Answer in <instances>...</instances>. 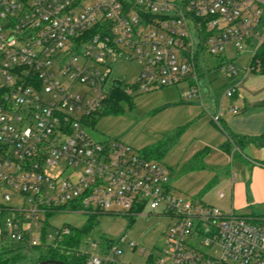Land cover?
<instances>
[{"label": "built area", "instance_id": "1", "mask_svg": "<svg viewBox=\"0 0 264 264\" xmlns=\"http://www.w3.org/2000/svg\"><path fill=\"white\" fill-rule=\"evenodd\" d=\"M262 46L264 0H0V208L10 214L1 238L38 246L47 214L156 213L171 220L157 255L138 249L147 264H264L262 227L175 196L164 166L83 130L114 87L132 95L186 83L181 97L201 100L198 80L211 70L239 76L209 115L220 129L222 99L254 72ZM120 61L136 66L133 83ZM13 197L20 205L5 206ZM67 233L56 227L46 243ZM97 242L80 249L85 264H110L114 246L98 255Z\"/></svg>", "mask_w": 264, "mask_h": 264}, {"label": "rangeland", "instance_id": "2", "mask_svg": "<svg viewBox=\"0 0 264 264\" xmlns=\"http://www.w3.org/2000/svg\"><path fill=\"white\" fill-rule=\"evenodd\" d=\"M248 59L249 55L243 54L235 58L234 62L242 68ZM207 62L212 67L215 65L211 57H207ZM117 72L125 83L131 84L135 81L137 68L120 61L117 65ZM238 79L239 76L229 77L222 70H211L204 73L198 80L202 100L207 101L208 105H210L209 101H216L217 104L223 91ZM247 85L252 86V92L257 89L264 92V73H246L237 98L249 92ZM185 88L186 83H180L173 87L154 88L142 93H133L129 102L122 103L119 114L101 116L83 130L91 140L96 142L119 141L138 153L162 137L181 130V136L163 157H148V159L167 169L169 184L175 196L196 198L201 202L211 203L212 195L218 189L225 190L222 180L227 177L231 163H229V158L227 159L218 150L222 134L206 116L208 109L203 106L205 108L203 110L201 105L195 104V99L184 100L181 92ZM180 99L187 103H180ZM225 100L227 101V98L223 99ZM220 128H222L221 124ZM204 147L209 149V153L203 159V167L184 173L182 171L184 164L195 152ZM232 162L235 163V160ZM214 178L218 182H211L206 186L208 181ZM197 193L200 194L198 197L192 196ZM4 205H20V199L13 197ZM38 219L37 227L46 220V223L53 227L68 225L78 228L84 224L86 216L62 212L46 219L39 216ZM170 220L156 213L135 216L131 223L122 215H98L90 236L95 241L100 240V237L111 241L115 248L113 257L111 256L113 252L105 255L110 260V264H146L145 256L140 255L138 249H142L144 253L157 255V251L163 248V234ZM259 226L264 229V224ZM31 237H38L37 228H32ZM128 241L135 245V250L127 246ZM1 246L0 261H6L5 264H35L43 253L42 249L29 248L24 243L10 238H3ZM3 246L15 250L11 251ZM88 249H90V244L82 247L84 251ZM93 252L100 255L96 251Z\"/></svg>", "mask_w": 264, "mask_h": 264}, {"label": "crops", "instance_id": "3", "mask_svg": "<svg viewBox=\"0 0 264 264\" xmlns=\"http://www.w3.org/2000/svg\"><path fill=\"white\" fill-rule=\"evenodd\" d=\"M249 85H247L249 90L247 94L237 98L241 92L239 90L231 99H227V101L222 99L221 101L222 112L219 123L222 128L219 130L222 137L218 144V150L227 159L229 158L231 166L227 177L222 180L225 190L218 189L212 195L213 204L206 201L203 203L217 206L223 213L233 212L245 217L251 223L257 224L264 217V146L263 141L258 139L260 136H264V107H258L256 104L264 99V92L259 89L252 92V86ZM202 99L201 96V100L194 102L201 105L203 110H205L203 106L208 109L209 112L205 115L209 119V115L216 109V101H209L210 105H208L207 101ZM180 103L187 102L180 99ZM230 107L237 108L238 112L236 114L229 113L227 110ZM224 141L230 143L229 154H225L219 149ZM233 160L235 163L232 162ZM208 182L217 183L218 181L214 178ZM218 193L222 194L221 198L217 197ZM199 195L197 193L192 196L198 197ZM1 240L3 239L0 234V247H2ZM3 247L11 251L15 250L7 246Z\"/></svg>", "mask_w": 264, "mask_h": 264}, {"label": "trees", "instance_id": "4", "mask_svg": "<svg viewBox=\"0 0 264 264\" xmlns=\"http://www.w3.org/2000/svg\"><path fill=\"white\" fill-rule=\"evenodd\" d=\"M255 58L257 60V65L254 72H264V46L258 49ZM255 66V65H254ZM131 95L124 94L118 88H113V90L106 97L104 102V109L101 113L98 114L97 118L104 115H117L121 112V105L124 102H129ZM258 107H264V99L256 104ZM96 118V119H97ZM96 119H91L89 121V126L94 123ZM182 131L178 130L170 135H166L162 137L159 141L152 144L149 147L143 148L140 150V153L148 159V157L161 158L163 157L169 149L176 143V141L181 136ZM258 139L263 141L264 146V136H260ZM219 149L225 153H230V143L228 141H224ZM209 149L204 147L203 149L195 152L189 160L184 164L182 171L192 172L199 170L203 167V159L208 154ZM208 182L206 184L209 185ZM53 214L45 215L44 219L51 217ZM10 214L4 208H0V234L3 235V222L5 219L9 218ZM242 217V216H241ZM97 215H89L86 216V220L81 227H72V226H61L62 228H67L68 233L65 235H61L60 237H54L52 241L46 243L45 234L46 232H50L54 230L53 226L48 225L46 220H44L42 224V237L41 243L38 246L32 247L33 249H42L43 253L41 258L35 262L38 263L40 261H56L61 262L63 264H85L87 259V253L80 251V249L87 245L88 242H95L90 236L93 227L96 224ZM245 218V217H243ZM128 222H132V219H128ZM264 224V217L260 219V221L256 225ZM98 253L106 254L112 245L111 241L100 237V240L97 242ZM6 261H0V264H5ZM147 264V261H146Z\"/></svg>", "mask_w": 264, "mask_h": 264}, {"label": "water", "instance_id": "5", "mask_svg": "<svg viewBox=\"0 0 264 264\" xmlns=\"http://www.w3.org/2000/svg\"><path fill=\"white\" fill-rule=\"evenodd\" d=\"M263 167H264V164H263ZM36 264H63L61 262H56V261H40Z\"/></svg>", "mask_w": 264, "mask_h": 264}]
</instances>
